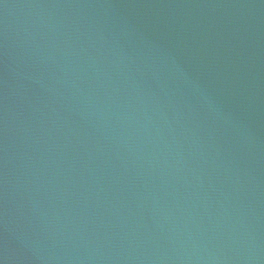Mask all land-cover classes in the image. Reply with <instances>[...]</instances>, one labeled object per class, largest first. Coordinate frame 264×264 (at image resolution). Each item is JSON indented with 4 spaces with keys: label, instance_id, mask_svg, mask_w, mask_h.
<instances>
[{
    "label": "water",
    "instance_id": "1",
    "mask_svg": "<svg viewBox=\"0 0 264 264\" xmlns=\"http://www.w3.org/2000/svg\"><path fill=\"white\" fill-rule=\"evenodd\" d=\"M0 264H264V0H0Z\"/></svg>",
    "mask_w": 264,
    "mask_h": 264
}]
</instances>
